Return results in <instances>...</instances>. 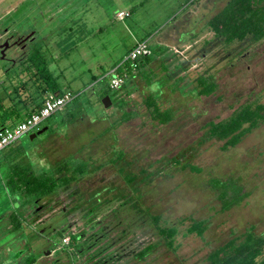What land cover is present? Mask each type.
<instances>
[{"label": "rangeland", "instance_id": "374dc122", "mask_svg": "<svg viewBox=\"0 0 264 264\" xmlns=\"http://www.w3.org/2000/svg\"><path fill=\"white\" fill-rule=\"evenodd\" d=\"M217 1L0 0V26L33 32L26 64L36 48L61 91L89 95L82 119L74 124L57 125L52 136L44 140L48 132L41 133L32 145L29 133L20 137L22 154L45 166L52 156L72 152L87 153L95 165L106 164L81 177L67 195L33 205L21 206L0 183V261L5 258L0 264H19L26 253L40 250L50 253L40 255L36 264H208L207 254L227 240L238 242L246 231L264 235V119L232 147L205 137L206 122L226 118L254 97L264 104V38L223 44L214 37L206 21L227 0ZM120 9L128 15L116 19ZM138 40H146L147 56L137 60L139 75L127 80L120 92L127 91L126 102L138 113L117 125L112 120L119 117V109L111 104L103 108L98 91L106 87L111 69L129 70L126 62L119 64ZM27 71L15 78L29 86ZM199 75L214 81L212 94L196 93ZM9 78L0 73L4 104L9 102L3 92L12 85ZM150 92L170 112L165 124L148 121L142 104ZM23 101L29 102L27 97ZM101 131L105 133L99 138ZM118 150L123 152L121 159L110 165ZM36 163L33 167L39 166ZM126 174L136 176L132 183H126ZM231 187L241 189V198L223 208L218 193L227 188L228 199ZM127 191L149 218L158 215L160 223L167 224L184 218L174 250L166 248L150 227L124 231L125 221L113 217L110 206L80 217L85 207ZM81 197L89 200L82 207ZM63 206L69 212L61 211ZM12 208L22 215L28 232L24 239H15L2 226V211ZM70 208L77 211L71 214ZM197 220L204 222L201 235L180 234ZM61 227L64 234L54 236ZM66 236L64 244L61 238ZM148 243L153 247L144 257L134 256ZM17 250L21 254L13 261L9 256Z\"/></svg>", "mask_w": 264, "mask_h": 264}, {"label": "trees", "instance_id": "16d2710c", "mask_svg": "<svg viewBox=\"0 0 264 264\" xmlns=\"http://www.w3.org/2000/svg\"><path fill=\"white\" fill-rule=\"evenodd\" d=\"M206 27L211 31L214 37L221 39L223 44L240 42L245 39L251 42L259 41L264 38V0H227L221 8L207 19ZM146 49L137 59L123 61L127 63L126 67L129 70L124 71L122 69L117 71L118 67L111 69L106 81V87L98 91L99 98L105 94H108L109 97H112V95L114 96L111 105L119 109L120 115L118 118L113 119L112 122H117V125L128 121L133 115H137L138 113V109L135 108L132 110L133 107L130 108L128 106V102H126L127 91L120 92L124 89L127 80H131L137 74L139 75L136 70L138 69L137 60L140 57L144 58L147 56ZM123 62H121L119 66ZM132 63H134L135 66H132ZM27 70L29 86L26 85V80H16V78H18L16 76L17 74H9L10 82L8 83L12 84L10 87L12 91L10 88H6V91H3L5 97L7 96L6 98L9 100L8 103H2V97H0V117L4 118L3 121H0V128L5 125H13L31 112L36 111L41 106L43 98L47 93L59 94L63 92L60 89V84L57 83L55 78L50 74L46 62L39 56L36 48H34L31 53ZM112 76H118L122 79L120 85L123 84V86L119 91V95L112 92L113 89L107 86V82ZM94 79L95 78H92V80ZM195 80V90L198 95L208 96L216 89L214 81L210 80L208 75H199ZM14 82H17V84ZM11 92H13L12 96L10 94ZM74 93H76V95L70 102L61 110L50 114L44 120V125H46L47 128L42 133L48 132L44 140L52 136L50 131L57 125L61 124L67 127V125L74 124L75 120L81 118L86 107L83 106V102L89 95L80 94L79 92ZM152 95V92L147 94L142 104L146 110L148 121L157 124H165L171 119L170 112L166 108H161ZM26 97L29 102L24 105L23 99ZM22 108L25 109V113L23 114L19 112ZM263 119L264 104L259 102L258 97H254L233 110L226 118L218 121L206 122L205 137L207 139L216 138L222 140L224 148L228 146L232 147L236 145L246 133L257 127ZM8 122L10 124H6ZM104 133L102 132L99 134V138L102 137ZM35 140L36 136L30 140L29 144H34ZM15 142H17V140ZM13 143H10L0 150V152H2V159L0 158V164L2 162V166H0V183L7 196L17 197L21 206L33 205L38 201L49 199L57 194L67 195L72 188L78 184L81 177L94 173L101 166L106 165L104 162L95 165L94 160L90 162L88 154L83 152L78 155L75 152L66 153L63 156L54 155L52 156V160L48 163V166L40 165L28 159L24 153L22 154V148H19L18 142L15 143L17 144L15 146L12 145ZM83 148L85 147H82L81 150ZM122 155L123 152L118 150L116 154L109 159V161H111L109 164L115 165L117 161L121 159ZM173 161L176 160L174 159ZM35 163L39 166L33 167ZM121 169L120 167V169L117 170L118 174L121 172ZM190 170L197 171L198 169L194 166H190ZM141 172H143V169H141ZM135 177L134 174H126V183H132ZM226 189L227 188L221 189L218 193L223 208L239 201L241 198V189L231 187V196L226 199ZM129 195L130 193L127 191L125 193H118L114 195L113 198L95 202L93 205L82 209L84 211L83 217L87 218L92 216V214H97L106 206H110L109 210L112 216L121 218V220L123 219V221H125L124 231H132L138 226H142V228L150 227L156 237L162 240L166 248L174 250L176 248V245H174L175 238L179 234L178 226L184 218L179 219L178 222L175 223H160V216L152 215L150 218L147 217L141 212L140 208L136 206L135 200L130 198ZM88 201L89 200L85 197H81L80 207H82L84 202L88 203ZM9 203L13 204L14 200L9 198ZM70 212H74V210L70 208ZM130 213H132V216H130ZM1 217L3 219L2 226L7 230V233H14L15 239H19V237H23L24 239L28 232H26L25 226L23 225L24 221L20 213L12 208L2 211ZM116 223H118V221ZM203 230L204 222L202 220L191 221L180 234L184 236L185 234L194 233L199 236L202 234ZM61 234L63 235L64 233ZM54 236H58L57 231H54ZM68 237L70 241L74 239L70 232L68 233ZM152 247V243H148L139 251H136L134 256L142 258ZM16 254L19 256L21 252L18 250L15 251L13 255L9 256L10 259L14 261V259L17 258ZM37 254L31 255L26 253L19 264H33L38 256ZM3 259L5 258H2L0 263ZM206 259L208 264H264V235H256L250 231H246L242 240L238 242L233 238L227 240L222 245L209 252Z\"/></svg>", "mask_w": 264, "mask_h": 264}, {"label": "built area", "instance_id": "2783aa9c", "mask_svg": "<svg viewBox=\"0 0 264 264\" xmlns=\"http://www.w3.org/2000/svg\"><path fill=\"white\" fill-rule=\"evenodd\" d=\"M128 12L118 10L115 13L116 19H122L127 16ZM146 40H138L134 42L133 46L129 49L121 62L124 60L137 59L146 49ZM135 66L134 63L131 64ZM111 72V71H109ZM122 79L118 76H112L107 82V86L110 89H115L120 86ZM76 95V93L65 90L62 93H47L41 106L36 110L25 116L22 120L17 121L13 125H5L0 128V150L10 143L15 142L20 137L37 130L39 125L52 113L61 110L70 100ZM67 236L62 237L61 241H67Z\"/></svg>", "mask_w": 264, "mask_h": 264}, {"label": "flooded vegetation", "instance_id": "af4514ba", "mask_svg": "<svg viewBox=\"0 0 264 264\" xmlns=\"http://www.w3.org/2000/svg\"><path fill=\"white\" fill-rule=\"evenodd\" d=\"M218 1H221V0H218ZM216 4L217 3L215 2L214 5ZM3 16L4 15L0 16V18H2ZM32 35H33V32H29V33L25 31L16 32V31L11 30L6 25L0 26V73L11 74V75L13 74L19 75V74L25 73V68L27 69L29 65V63L26 64V60H27L26 58H28L29 49H30L29 45L27 44L29 40H31ZM122 86L123 84L113 89L112 92L117 93L119 95V91L122 88ZM117 94H114V95H117ZM113 97L114 96L112 95L111 102L113 100ZM43 126H46V125H43ZM61 209L62 211H68L67 209H65L64 206L61 207ZM74 212H72L71 214H73ZM80 217L82 218L83 216L80 215ZM60 230L62 231L63 228L61 227L55 230V232L57 231L58 236L59 234H61ZM84 244L86 243H83L80 246H85ZM49 245L50 246L53 245V243L50 242V240H49ZM39 252H38V256L36 257V260L40 255H45V254L48 255L50 253L49 250L47 251L40 250ZM54 252L55 251H53V253ZM36 260L33 264H36Z\"/></svg>", "mask_w": 264, "mask_h": 264}, {"label": "water", "instance_id": "95a60500", "mask_svg": "<svg viewBox=\"0 0 264 264\" xmlns=\"http://www.w3.org/2000/svg\"><path fill=\"white\" fill-rule=\"evenodd\" d=\"M100 104L102 105L103 108L110 106L111 100H110V97L108 94H105L100 98ZM46 128H47V126H42V127L38 128L37 130H35L34 132L29 133L27 135L28 139L29 140L33 139L35 136L41 134ZM61 236H62V234H59V237H61Z\"/></svg>", "mask_w": 264, "mask_h": 264}]
</instances>
